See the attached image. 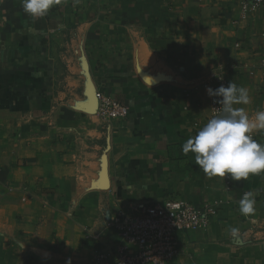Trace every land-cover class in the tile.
<instances>
[{
	"label": "crops",
	"instance_id": "1",
	"mask_svg": "<svg viewBox=\"0 0 264 264\" xmlns=\"http://www.w3.org/2000/svg\"><path fill=\"white\" fill-rule=\"evenodd\" d=\"M241 13L240 0H61L33 18L0 0V264H99L118 208L170 195L217 213L177 235L167 264H264V173L208 177L182 152L213 75L248 89L235 107L264 110V4ZM96 91L127 116L100 118Z\"/></svg>",
	"mask_w": 264,
	"mask_h": 264
},
{
	"label": "built area",
	"instance_id": "2",
	"mask_svg": "<svg viewBox=\"0 0 264 264\" xmlns=\"http://www.w3.org/2000/svg\"><path fill=\"white\" fill-rule=\"evenodd\" d=\"M263 4L264 0H240L241 16ZM260 65L264 68V53ZM213 79L217 82L213 89L221 84L227 86V78L221 72L213 75ZM94 98L95 112L102 119H124L129 112L125 104L102 91H96ZM213 100L210 97V110L205 120L193 122V136L219 111ZM262 198L264 201V196ZM216 213L217 208L212 204L197 205L173 195L160 202L142 204L131 211L118 208L110 218V226L119 242L103 252H96L95 261L99 264H167L180 252L177 235L205 228Z\"/></svg>",
	"mask_w": 264,
	"mask_h": 264
},
{
	"label": "clouds",
	"instance_id": "3",
	"mask_svg": "<svg viewBox=\"0 0 264 264\" xmlns=\"http://www.w3.org/2000/svg\"><path fill=\"white\" fill-rule=\"evenodd\" d=\"M60 3L61 0H21L23 11L33 18L44 17ZM206 92L214 98L219 111L183 143L182 152L194 153L195 164L208 177L230 175L233 181H240L264 173V143L253 137L255 131L264 132V110L250 116L245 108L235 107L249 104L251 98L247 88L232 81L215 89L209 86ZM255 202L253 192H245L239 201L240 213L253 214ZM238 231L235 227L230 229L233 236Z\"/></svg>",
	"mask_w": 264,
	"mask_h": 264
}]
</instances>
